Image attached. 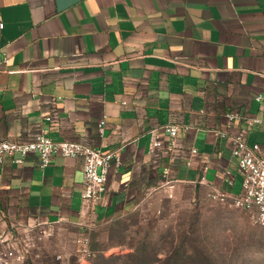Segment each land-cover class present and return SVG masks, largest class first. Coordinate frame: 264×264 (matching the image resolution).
Returning a JSON list of instances; mask_svg holds the SVG:
<instances>
[{"label":"crops","instance_id":"0c3cea01","mask_svg":"<svg viewBox=\"0 0 264 264\" xmlns=\"http://www.w3.org/2000/svg\"><path fill=\"white\" fill-rule=\"evenodd\" d=\"M0 19V57H10L0 67V140L45 129L55 141L118 150L91 216L82 157L56 155L45 168L36 153L7 157L0 235L97 227L178 184L240 192L232 136L264 150V0H0ZM230 112L263 121L228 127ZM166 123L180 125L171 153L168 137L153 150Z\"/></svg>","mask_w":264,"mask_h":264},{"label":"rangeland","instance_id":"374dc122","mask_svg":"<svg viewBox=\"0 0 264 264\" xmlns=\"http://www.w3.org/2000/svg\"><path fill=\"white\" fill-rule=\"evenodd\" d=\"M81 232L63 222L37 227L30 232L36 250L21 264H264V225L187 184L162 188L131 213L89 229L92 257L80 256Z\"/></svg>","mask_w":264,"mask_h":264},{"label":"built area","instance_id":"2783aa9c","mask_svg":"<svg viewBox=\"0 0 264 264\" xmlns=\"http://www.w3.org/2000/svg\"><path fill=\"white\" fill-rule=\"evenodd\" d=\"M4 22L0 19V29ZM10 63V57L2 54L0 67ZM1 90V87H0ZM260 100L261 97H258ZM228 127L237 121L248 123H261L262 118H249L238 112L227 113ZM52 121V116H46ZM105 122L99 125L100 132H104ZM180 130L179 124L166 123L153 130V150L163 146L164 137L169 138L167 146L171 153L175 147V141ZM225 137L227 131H221ZM39 154L41 166H48L54 156L82 157L83 158V189L82 210L85 215L91 216L107 190V182L113 159L118 162V150H105L101 147L90 146L79 141L60 140L55 141L47 130L42 129L39 134L28 139H1L0 140V164L7 157H12L14 162L23 163L29 154ZM197 154V149H192V156ZM232 154L238 160L241 172V190L238 193L211 187L208 196L211 200L250 212L255 223L264 225V150L259 143H250L245 134L239 133L232 136ZM206 169V168H205ZM169 168H165L164 175H169ZM204 179V177H203ZM230 184L232 182L229 181ZM26 226L15 228L13 232L0 235V264H21L26 258L33 256L36 250L37 240L30 237L37 227ZM78 236L77 244L80 256L89 258L95 255L90 246V238L87 235V226Z\"/></svg>","mask_w":264,"mask_h":264},{"label":"trees","instance_id":"16d2710c","mask_svg":"<svg viewBox=\"0 0 264 264\" xmlns=\"http://www.w3.org/2000/svg\"><path fill=\"white\" fill-rule=\"evenodd\" d=\"M175 260H176V258H175ZM176 262V261H175Z\"/></svg>","mask_w":264,"mask_h":264}]
</instances>
